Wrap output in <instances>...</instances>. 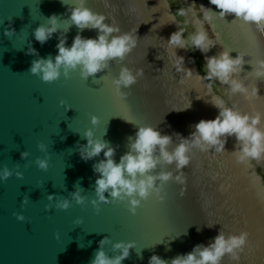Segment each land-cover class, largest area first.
I'll list each match as a JSON object with an SVG mask.
<instances>
[{
	"label": "water",
	"instance_id": "water-1",
	"mask_svg": "<svg viewBox=\"0 0 264 264\" xmlns=\"http://www.w3.org/2000/svg\"><path fill=\"white\" fill-rule=\"evenodd\" d=\"M188 1L202 6L199 0ZM74 2L0 0V20H4L0 25V169L7 167L12 173L0 181V264H91L98 241L104 237L108 239L103 248L110 257L116 254L112 243H135L121 264H148L153 254L167 261L195 245L206 246L219 231L225 236L247 233L244 246L234 255L225 254L220 264H264V152L258 160L239 162L234 137L227 138L220 152L193 147L189 163L181 170L183 184L169 180L162 186V201L149 196L132 214L126 200L99 203L95 208L89 203L95 199L98 176L92 166L103 159V152L85 162L78 151V145L86 143L83 132L90 129L114 148L113 159L118 162L127 151L128 138L140 126L169 135L171 150L180 137L189 136L192 125L217 115L212 97L251 118L243 104L256 110L258 103L264 107V74L252 75L250 80H244L239 70L231 74L230 79L238 78L246 87L245 94L240 92L243 100L229 85L223 84L220 92L203 77L191 51L173 49L167 43L171 33H183L170 0H86V7L105 16L104 23L133 36L135 47L122 61H110L108 68L87 80L73 71L67 79L61 76L42 82L29 73L37 56L27 54L28 46L39 57L55 56L57 38L67 27L63 21ZM186 6V19L196 31L193 21L199 18L194 14L203 16L204 9ZM53 14L61 21V29L41 45L32 32ZM208 22H202L203 30L209 24L216 42L226 51V43ZM6 30L13 35L5 36ZM78 31L69 26L66 47ZM80 34L85 38L97 35L95 30ZM183 38L188 47L184 34ZM174 52L184 57V67L192 72L177 71ZM121 66L134 75L141 72L135 84L122 88L124 98L117 97L111 85ZM93 115L98 118L95 126L90 124ZM40 144L45 151H40ZM23 151L28 153L26 159L20 157ZM37 158L47 159L45 170L36 166ZM155 171L175 175L174 165H158ZM16 172L21 175L17 177ZM76 187L85 197L81 205L70 195ZM48 195H53V201L47 200ZM65 197L69 208H55ZM24 198L27 202L21 204ZM45 206L50 210L45 211ZM16 215L24 220H17ZM78 220L81 223L76 225Z\"/></svg>",
	"mask_w": 264,
	"mask_h": 264
},
{
	"label": "clouds",
	"instance_id": "clouds-1",
	"mask_svg": "<svg viewBox=\"0 0 264 264\" xmlns=\"http://www.w3.org/2000/svg\"><path fill=\"white\" fill-rule=\"evenodd\" d=\"M86 0H75L74 6H69L68 16L63 21L67 27L57 38L55 45V56L39 57L37 51L29 44L27 54L37 56L31 62L29 73L36 75L42 82H53L61 76L65 79L70 72L78 71L81 79L87 80L94 77L98 72L104 71L109 66L110 61H122L126 54L136 45V39L128 33L120 34L118 27L109 23H104L105 16L92 11L85 6ZM64 3V0H62ZM214 5L217 12L199 6L204 9L203 21H210L209 12L224 17L225 14H233L235 18L245 23L264 25V0H209ZM65 4V3H64ZM179 14L184 15L183 9H177ZM9 23L11 17L7 18ZM197 26L195 33L190 37L191 47L185 46L183 33L178 30L169 35L167 43L173 49H185L188 51H199L204 63L202 70L203 77L207 79L215 78L218 82L229 85L232 92L244 91L241 84L230 79L232 73L236 72L241 64L239 57H231L228 51H221L216 55L209 56L207 53L213 45L207 33L203 30L202 22L195 19ZM4 20H0V25ZM69 26H75L79 31L72 38L70 46L66 45ZM61 29V21L55 14L47 18L46 24L36 27L32 36L43 45L52 35ZM84 30H95V38L83 37L80 32ZM5 36H12L11 30L4 32ZM175 54V52H174ZM176 56L177 71L182 68L186 73L193 70L184 67V57ZM189 62H192L191 58ZM141 75L137 71L135 75L132 71L121 66L118 74L111 80L114 94L124 98L126 93L123 89L130 88L136 83V79ZM200 76V75H198ZM101 79V77L99 78ZM211 105L216 108L217 115L209 120L201 119L191 127L193 131L188 137H180V142L169 150L172 139L169 135H161L159 131L151 126H140L136 128L133 137L128 138L127 151L119 157V161H114V148L100 138L94 136L93 131L86 129L83 138L84 145H78L80 159L87 162L94 157H98L103 152V159L98 160L92 166L94 174H98L94 182L95 199L89 203L95 208L99 203H109L110 201H127L129 213L135 214V210L140 206L141 201L149 196H156L158 200H163L161 195L162 186L169 180L177 184H183L182 169L189 163L188 153L195 147L201 151L214 149L216 152L224 150V145L228 137H234L239 150L236 153L239 162L258 160L264 152V132H261L256 125L259 123V116L249 117L248 115L232 110L224 106L222 100L212 97ZM68 107L65 108L67 110ZM98 123L96 116L90 117V124L95 126ZM63 139V137H61ZM40 151H45L43 144L38 145ZM28 153H20L21 159H26ZM36 166L45 170L47 159L37 158ZM174 165L175 175L172 171L156 172L157 166ZM12 173L7 167L0 169V181L7 179ZM20 172H16L19 177ZM81 188H75L70 192L72 200L77 205L85 202V197L80 194ZM107 193V196L105 195ZM182 195V192L180 193ZM53 195H48L47 200L53 201ZM26 199L21 204L26 203ZM70 206L67 197L58 200L55 208L66 210ZM45 206V211H49ZM19 221L24 220L22 215H16ZM81 221H76L79 225ZM212 226V225H211ZM209 226V227H211ZM247 238V233L241 232L238 235H229L221 231L217 233L212 241L205 245H195L193 249L185 254L177 255L170 260L161 259L153 254L148 259V264H220L221 258L225 254L234 255L241 249ZM107 237L98 241V249L94 254L91 264H121L128 258L129 250L135 247L132 241H118L111 244L114 254L108 256L104 251V244ZM142 258V257H140Z\"/></svg>",
	"mask_w": 264,
	"mask_h": 264
},
{
	"label": "bare ground",
	"instance_id": "bare-ground-1",
	"mask_svg": "<svg viewBox=\"0 0 264 264\" xmlns=\"http://www.w3.org/2000/svg\"><path fill=\"white\" fill-rule=\"evenodd\" d=\"M187 4H190V1H186ZM203 7L207 9H211L213 12L218 13V9L215 8L214 5L209 3V0H199V2ZM215 9V11H214ZM190 14L191 17H193ZM209 15L212 17L210 22L213 25L218 37H221L224 43H226L227 50L231 52V57H239L241 60V64L239 67V74L244 80H250V76L252 75H263L264 74V43L262 42V37L255 27V24L245 23L242 20L235 18L233 14H225L224 17H220L218 14H213L209 12ZM194 20V19H193ZM192 20V21H193ZM195 25V24H194ZM209 24H207L208 26ZM196 26V25H195ZM210 27V26H208ZM217 36L216 34H214ZM225 51V50H224ZM250 77V78H249ZM238 78H235V81ZM239 82V81H238ZM246 90V87L241 84ZM242 91L244 94L245 92ZM240 98L243 100L244 97L240 93L241 91H237ZM254 95H257V92H253ZM259 95V94H258ZM243 109L245 113L251 114L254 116H259V123L256 127L264 132V107L259 103L257 106V110L255 107H248V105L243 104Z\"/></svg>",
	"mask_w": 264,
	"mask_h": 264
},
{
	"label": "trees",
	"instance_id": "trees-1",
	"mask_svg": "<svg viewBox=\"0 0 264 264\" xmlns=\"http://www.w3.org/2000/svg\"><path fill=\"white\" fill-rule=\"evenodd\" d=\"M170 3H171L172 8L174 9V12L177 15L178 19L181 21V26H182L183 34H184V37L186 39L187 46L190 48L191 47V41H190L191 32L188 30L189 26H187V24L185 23V20H184L183 16L181 14H179V12H177V9H180L179 4L175 0H170ZM191 53L195 57L199 68L203 72L202 65H203L204 62L202 61L200 54L197 51H191ZM208 80H209V82L211 83V85L216 90L221 91L220 84H218V82L215 80V78L208 79Z\"/></svg>",
	"mask_w": 264,
	"mask_h": 264
},
{
	"label": "rangeland",
	"instance_id": "rangeland-1",
	"mask_svg": "<svg viewBox=\"0 0 264 264\" xmlns=\"http://www.w3.org/2000/svg\"><path fill=\"white\" fill-rule=\"evenodd\" d=\"M182 1L184 2L185 0H182ZM190 5H191V6H190ZM188 6H189V7H192V8L195 9V10H198V8H199L196 2L194 3V5H192V4H188ZM183 7H184L185 10L187 9L186 4H185ZM194 15H195L196 17H198V18L204 23V21H203V16H202L201 13L197 12V13H195ZM188 16L191 18L190 14H188ZM191 19H192V18H191ZM255 25H256L255 27L257 28V30H258V32H259V34H260V37H262L261 40H262V42L264 43V25H259V24H255ZM203 26H204V28H205L204 31L207 33L209 39L213 42V45H214V46H212V47L210 48V50H209V52L207 53V55H209V56L216 55L217 53L221 52L222 49H221V47L219 46V44L216 42V40H215L214 36L212 35V33L210 32L208 26H207L206 24H204ZM196 27H197V26H196Z\"/></svg>",
	"mask_w": 264,
	"mask_h": 264
},
{
	"label": "flooded vegetation",
	"instance_id": "flooded-vegetation-1",
	"mask_svg": "<svg viewBox=\"0 0 264 264\" xmlns=\"http://www.w3.org/2000/svg\"><path fill=\"white\" fill-rule=\"evenodd\" d=\"M178 4H179V7H180V9H183L184 10V3H183V1L182 0H175ZM185 4L186 5H188L187 4V2H186V0H185ZM183 16V18H184V20H185V23L187 24V26H189V28H188V30L191 32V36L195 33V30H194V28H193V26L187 21V19H186V16H185V14L184 15H182ZM192 18V20H193V17H191ZM197 52L200 54V56H201V53L197 50ZM201 59H202V61L204 62V60H203V57L201 56ZM216 80V79H215ZM217 81V80H216ZM218 82V81H217ZM218 84H220V87H221V91L220 92H223L224 91V86H223V83H220V82H218ZM262 175H263V178H264V170L262 171Z\"/></svg>",
	"mask_w": 264,
	"mask_h": 264
}]
</instances>
